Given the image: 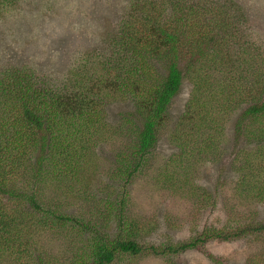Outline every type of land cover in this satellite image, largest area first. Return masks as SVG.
<instances>
[{
	"label": "trees",
	"instance_id": "1",
	"mask_svg": "<svg viewBox=\"0 0 264 264\" xmlns=\"http://www.w3.org/2000/svg\"><path fill=\"white\" fill-rule=\"evenodd\" d=\"M238 4L127 0L104 51L92 61L85 52V63L71 65L62 83L30 67L0 72V264H138L148 256L181 264L191 252L222 264L209 243L264 235V220L241 222L231 212L224 225H206L188 240L151 243L144 237L153 222L130 214L126 188L115 198H101L92 190L97 181L88 178V172L100 177L98 142L107 139L99 134L96 142L93 136L97 125L104 123L105 131L109 126L106 102L132 100L133 109L121 115L113 132L122 138L112 171L113 180L130 182L145 172L169 106L189 82L190 95L173 130L186 141L200 139L194 150L209 160L233 142L234 189L264 197V58L258 54L264 43L244 30ZM197 172L185 171L169 190L180 195L198 186ZM76 199H95L96 207L74 213ZM211 199L210 194L192 205L203 210ZM57 236L64 250L53 254L48 244Z\"/></svg>",
	"mask_w": 264,
	"mask_h": 264
},
{
	"label": "rangeland",
	"instance_id": "2",
	"mask_svg": "<svg viewBox=\"0 0 264 264\" xmlns=\"http://www.w3.org/2000/svg\"><path fill=\"white\" fill-rule=\"evenodd\" d=\"M236 1L238 6L243 7L244 20L249 27L244 30H247L253 39L258 37V40L264 43V0ZM125 5L127 0H0V72L9 68L30 67L62 83L71 74L68 72L71 65L76 67L82 60L84 62L85 57H89L85 52L90 53L92 61L104 51L109 43L108 36L114 32L116 23L125 11ZM258 54L264 58V47ZM79 59L81 60L78 62ZM248 68L245 67L246 70ZM89 70H92L91 65ZM93 80L87 81L89 85ZM190 87V83L185 82L182 90L173 99L167 111L165 129L151 155L150 163L145 166L144 173L130 182L122 178L113 180L112 171H117L114 155L122 138L113 132L117 129L121 115H126L128 109H133L132 100L117 96L120 99L106 102L104 119L110 120L109 126L105 131L100 128L104 123L97 125L95 131L98 133L93 136L98 142L100 134L107 139V143L98 142L103 150L102 157L96 158L98 162L103 163L98 164L101 167L100 177L94 178L95 174L88 172V178H91L94 184L97 181V186L92 190L95 194H101V198H107L109 194L115 198L125 187L129 194L130 214L137 216L141 221L153 222L152 232L144 237L151 243L188 240L198 236L197 233L206 225H224L231 212L238 214L239 218H244L241 222L249 221L250 217L253 221L264 220V197H253L251 193H246V189H234L238 174L233 173L231 164L233 142L224 143L226 152L214 160H209L206 153L198 157L194 150L201 142L200 139L186 141L180 138L177 129L173 130L179 125L178 119L185 110ZM102 101L98 100L99 103H103ZM231 121L235 123V118ZM230 124L229 121L227 132H230ZM93 127L94 125L91 131ZM180 130L183 131L181 128ZM196 160L200 162L195 164ZM193 167L198 171L197 175H194L198 186L190 189L186 187L180 195L172 193L169 186L174 185L176 179L183 178L184 172ZM66 168L67 164L62 165L61 171ZM16 174L13 172L10 176L20 177ZM102 182H105L104 185L98 188ZM210 194L211 204L203 210L193 207L194 202L203 200ZM71 201L79 205V209L75 205L71 206L70 209L74 210V213L85 209L86 205L96 207L95 199L86 203L77 199ZM58 238L57 236L50 241L53 244H48L54 248L53 254L59 252V247L63 249ZM73 246L75 244L68 246L69 252ZM207 249L220 256L222 264H264V235L248 234L230 241L214 240L207 245ZM50 261L55 262V258L52 257ZM138 264L168 263L164 259L148 256ZM181 264L214 262L199 252H191L184 256Z\"/></svg>",
	"mask_w": 264,
	"mask_h": 264
}]
</instances>
